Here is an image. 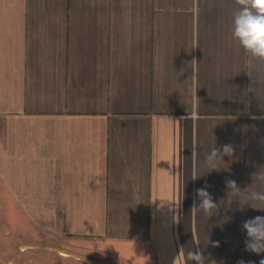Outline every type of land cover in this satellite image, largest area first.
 Masks as SVG:
<instances>
[{
    "label": "crops",
    "instance_id": "0c3cea01",
    "mask_svg": "<svg viewBox=\"0 0 264 264\" xmlns=\"http://www.w3.org/2000/svg\"><path fill=\"white\" fill-rule=\"evenodd\" d=\"M237 8L0 0V207L19 255L173 264L210 236L205 255L259 264L241 223L264 211L226 197V179L243 189L264 165V61L233 39ZM228 143L238 160L209 172L205 154ZM205 184L224 200L210 219L191 213Z\"/></svg>",
    "mask_w": 264,
    "mask_h": 264
},
{
    "label": "clouds",
    "instance_id": "9594fccd",
    "mask_svg": "<svg viewBox=\"0 0 264 264\" xmlns=\"http://www.w3.org/2000/svg\"><path fill=\"white\" fill-rule=\"evenodd\" d=\"M238 8L232 14V37L238 42L243 50L252 57L264 61V0H235ZM195 61V60H193ZM224 157H228L226 162ZM233 160H238L235 154V146L231 143L216 146L207 152L204 156V163L211 171H220L221 164H227ZM253 183L241 189L237 182L232 179H226L227 201L241 202L245 206H250L255 210L264 211V191L254 189V184H264V165H258L257 170L251 174ZM194 178L193 180H195ZM209 185L195 189L191 213L195 215L202 212L208 219L212 216H219V210L222 207V201L217 203L211 193L208 191ZM243 210V207H241ZM225 216L220 221V225L230 220ZM241 230L245 233L244 249L250 254L256 256L264 255V216H255L246 219L241 223ZM211 245L214 248L220 247L218 241H212L210 236L205 246L197 244L195 250L184 253L183 247L179 249L176 256L173 257V264H176L177 257L183 256L185 264H223L217 261L211 253L205 255L207 247ZM238 264H246L240 260ZM259 264H264V258L260 259Z\"/></svg>",
    "mask_w": 264,
    "mask_h": 264
},
{
    "label": "rangeland",
    "instance_id": "374dc122",
    "mask_svg": "<svg viewBox=\"0 0 264 264\" xmlns=\"http://www.w3.org/2000/svg\"><path fill=\"white\" fill-rule=\"evenodd\" d=\"M7 217L2 215L0 207V264H72L70 261L62 263L49 257L47 248L25 249L28 255H19L17 246V232L13 225L7 223ZM34 254V258L32 256ZM56 261V262H54Z\"/></svg>",
    "mask_w": 264,
    "mask_h": 264
}]
</instances>
